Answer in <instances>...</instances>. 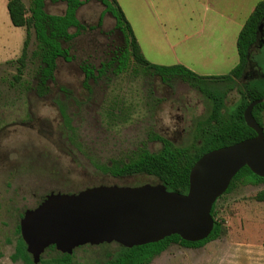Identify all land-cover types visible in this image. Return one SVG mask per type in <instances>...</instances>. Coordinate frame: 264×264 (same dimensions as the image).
Listing matches in <instances>:
<instances>
[{"label": "rangeland", "instance_id": "obj_1", "mask_svg": "<svg viewBox=\"0 0 264 264\" xmlns=\"http://www.w3.org/2000/svg\"><path fill=\"white\" fill-rule=\"evenodd\" d=\"M7 1L0 0V264H33L17 255L14 219L19 212L35 206L40 195L51 189L75 192L97 184L158 182L147 173L114 176L102 167L129 160L139 148L159 150L161 142L156 136L178 146L189 144L193 135L173 133V128L189 129L191 119L203 117L206 99L185 81L163 82L143 71L130 55L123 32L97 0L78 8L83 28L70 41L62 42L71 58L57 59L53 77L45 85L40 82V62L31 56L37 43L31 29L26 64L16 80L26 29L11 24ZM24 1L29 7L31 0ZM46 1L48 12L63 13L64 2ZM119 1L148 61L180 63L197 74L216 76L226 74L237 61L239 24L260 0H179V7L164 5L169 0H154L163 11L148 4L143 7L140 0ZM163 19L164 28L159 21ZM253 53L264 68V47ZM124 56L128 66L120 70ZM86 63L95 69V77L87 81ZM240 87L238 84L223 95L226 113L238 102ZM261 118L264 124V110ZM263 188L264 182L236 181L215 202V218L222 223L215 241L199 247L172 243L148 264H216L235 251H239V259L241 251L257 243L264 250V202L254 199ZM117 248L115 242L85 244L70 254V263L102 260ZM61 254L49 248L41 261L58 259Z\"/></svg>", "mask_w": 264, "mask_h": 264}, {"label": "trees", "instance_id": "obj_2", "mask_svg": "<svg viewBox=\"0 0 264 264\" xmlns=\"http://www.w3.org/2000/svg\"><path fill=\"white\" fill-rule=\"evenodd\" d=\"M62 1L65 2L63 13L51 14L44 10V0H31L29 7H26L22 0H8L7 12L11 23L14 26H21L26 29L22 52L17 59V74L14 77L16 80L20 79L26 64L27 45L31 29L34 30L37 41L31 56L40 62L39 74L42 85H45L47 80L53 77L58 58L62 57L67 61L70 60L68 49L62 46V42L70 41L78 34L79 29L83 28L77 17V10L89 0ZM97 1L104 6L103 13L109 12L114 19L116 28L123 32L130 55L142 67L143 71L159 76L163 82H169L172 79L185 81L206 97H210L213 102L208 114L199 118L196 134L192 136L189 144L178 146L166 137L156 136V139L160 140L162 144L157 152L139 148L129 160L111 166H104L102 170L114 176L147 173L154 175L168 190L186 193L189 170L194 161L203 153L255 135V131L246 125L243 112L250 101L264 97V68L262 71L263 78L244 85L240 91L238 102L232 111L226 115L221 111L224 106V90L221 89V83L232 84L235 79L241 76L250 46L256 40L261 39L258 34V26L260 23H264V0L257 2L237 35L238 63L226 74L216 76L197 74L180 63L162 65L148 61L143 55L133 29L117 0ZM72 28H75V31L71 32ZM261 42H264V40H261ZM125 57L121 60L120 70L128 66V58ZM102 68L98 71L101 72ZM83 71L86 81L95 77V69L89 64L86 63L83 66ZM263 109L264 101L253 107L252 114L264 129L261 118ZM236 181H240L242 184H259L264 182V177L255 175L247 166H244L231 179L227 190L222 195L228 193ZM254 199L264 202V188L255 193ZM211 214L214 219L213 229L208 237L200 241H185L179 235L173 234L159 241L131 248L118 245V248L108 254L105 259L77 262L75 264H148L154 256L160 254L172 243L187 247L203 246L207 242L218 238L222 232L221 220L215 218V203L212 206ZM17 231L20 232L19 228ZM49 248L55 249L54 246L47 249ZM63 254L65 256L61 258ZM17 255L31 261L21 237L18 242ZM61 257V259H52L45 262L41 259L40 262L43 264H61L59 260H62L63 264H71L70 254L62 253Z\"/></svg>", "mask_w": 264, "mask_h": 264}, {"label": "water", "instance_id": "obj_3", "mask_svg": "<svg viewBox=\"0 0 264 264\" xmlns=\"http://www.w3.org/2000/svg\"><path fill=\"white\" fill-rule=\"evenodd\" d=\"M263 27L260 23L258 30ZM263 98L243 112L255 135L203 153L192 164L186 193L161 182L138 185L97 184L75 192H50L25 210L20 236L33 264L54 246L72 254L76 247L115 242L131 248L177 234L185 241L205 239L213 229L212 206L244 166L264 177V129L252 114Z\"/></svg>", "mask_w": 264, "mask_h": 264}, {"label": "flooded vegetation", "instance_id": "obj_4", "mask_svg": "<svg viewBox=\"0 0 264 264\" xmlns=\"http://www.w3.org/2000/svg\"><path fill=\"white\" fill-rule=\"evenodd\" d=\"M62 1V0H61ZM64 2V1H62ZM65 3V2H64ZM83 25V24H82ZM258 34L260 36L261 39L259 40H256L249 48V51H248V57H247V60H246V63L243 67V70H242V74L239 78L235 79V82H233L232 84L231 83H221L222 85V88L224 90V94H226V92L228 90H231V89H234L238 86V84L241 86L240 88H238V91H239V94H240V91L242 89V87L244 85H247V84H251V83H254L260 79L263 78V74H262V71H263V68H261L258 64V62L256 60H254L253 56L256 54V53H253L252 54V51L254 49H257V52H259L263 47H264V42H261V40H264V23H263V27L262 29L259 31L258 30ZM121 50V49H120ZM120 52V51H119ZM119 54V53H118ZM113 58V57H111ZM253 77H256V79H254ZM237 81V82H236ZM196 89V88H195ZM197 90V89H196ZM202 99H206V103L202 102V109H203V114L204 116L208 114V112L210 111L211 109V106L213 104L212 102V99L210 97H206L205 95L201 97ZM199 100V99H198ZM263 101H264V97H263ZM200 103V100L198 101ZM224 102V101H223ZM261 103V102H260ZM179 109V108H178ZM253 110V109H252ZM264 110V109H263ZM222 113L224 115H226V111L224 109V106L223 108L221 109ZM198 122H199V116H195V118L191 119V124H190V127L189 129H186V127H182L180 130L178 128H173V133H181V132H185L186 135H194L196 134V131H197V126H198ZM178 127V126H177ZM184 134V135H185ZM162 146V144H161ZM150 151V150H149ZM158 151V150H157ZM157 151H151V152H157ZM124 176V175H123ZM50 192H62L61 190H54V189H51L49 190L48 192L46 193H43L42 195H40V197L37 199V203L35 206H31L29 208H35L45 197L47 194H49ZM29 208H26L25 210L29 209ZM25 210H23L21 213L19 212L18 213V217L15 220V229L18 230L19 228V224H20V220L23 216V213L25 212ZM20 230V228H19ZM18 232V231H17ZM20 232L18 233V238L20 239ZM52 247V246H51Z\"/></svg>", "mask_w": 264, "mask_h": 264}, {"label": "crops", "instance_id": "obj_5", "mask_svg": "<svg viewBox=\"0 0 264 264\" xmlns=\"http://www.w3.org/2000/svg\"><path fill=\"white\" fill-rule=\"evenodd\" d=\"M23 1V3L25 4V6L27 7L28 5H26V3H25V1L24 0H22ZM127 1H129V2H132V3H134V2H136V1H138V0H127ZM141 1V3H142V6L143 7H145V5L144 4H148V5H151L152 6V8H159L161 11H163V9H164V7H160L159 6V1L160 2H162V3H164L165 1H167V0H159L158 1V5H156L155 4V2H154V0H140ZM261 1V0H260ZM8 2V1H7ZM117 2L119 3V5H120V1L119 0H117ZM259 2V1H258ZM164 5H168V6H172V7H179V5H180V2H179V0H169V2H168V4H166V3H164ZM256 5V4H255ZM254 5V6H255ZM254 8V7H253ZM44 10L46 11V12H48V10H47V1L46 0H44ZM211 10L212 11H214L216 14H218L219 16H218V18L217 19H221L222 17V15H221V13L218 11V9L217 8H211ZM253 10V9H252ZM6 11H7V3H6ZM48 13H50V12H48ZM251 13V12H250ZM51 14H53V13H51ZM7 15H8V12H7ZM125 16H126V18L128 19V21H129V23H130V25H132L131 27H133V24H132V21L130 20V18L125 14ZM213 16V18L214 19H216L215 18V16L214 15H212ZM249 16V15H248ZM247 16V17H248ZM8 17H9V15H8ZM228 18V17H227ZM229 19V18H228ZM247 19V18H246ZM245 19V20H246ZM9 20H10V18H9ZM160 21V23H161V26L164 28L165 26V22H164V19L163 20H159ZM232 22H234V23H236L235 21H233V20H231ZM11 22V21H10ZM245 22V21H244ZM244 22L242 23V24H239V31H240V29H241V27H242V25L244 24ZM12 24V23H11ZM17 27H21V26H17ZM133 29V31H134V27L132 28ZM239 31H238V33H239ZM238 35V34H237ZM236 39H237V37H236ZM138 41V40H137ZM139 44V43H138ZM139 46H140V44H139ZM235 47H236V42H235ZM141 48V47H140ZM142 49V48H141ZM142 51V50H141ZM143 53V52H142ZM236 53H237V49H236ZM238 63V54H237V61L235 62V64L232 66V68L236 65ZM157 64V63H156ZM163 65V64H162ZM185 66V65H184ZM187 67V66H186ZM231 68V69H232ZM230 69V70H231ZM229 70V71H230ZM193 71V70H192ZM228 71V72H229ZM213 241H215V239L214 240H212V241H210V242H213ZM237 254H239V251H235L234 253H230L229 254V256L228 257H226L225 259L226 260H224V258H221V260L218 262V261H215L216 262V264H264V256H263V254H264V250L261 248V246H260V244L259 243H257V245L256 246H249V247H246V249H244V251H241L240 252V254H241V257H239V259L237 258ZM216 259V257L215 258H213V260H215Z\"/></svg>", "mask_w": 264, "mask_h": 264}, {"label": "clouds", "instance_id": "obj_6", "mask_svg": "<svg viewBox=\"0 0 264 264\" xmlns=\"http://www.w3.org/2000/svg\"><path fill=\"white\" fill-rule=\"evenodd\" d=\"M165 123H167V121H165Z\"/></svg>", "mask_w": 264, "mask_h": 264}]
</instances>
